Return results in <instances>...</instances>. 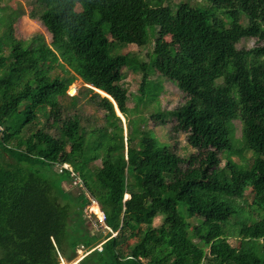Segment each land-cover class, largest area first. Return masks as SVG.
Instances as JSON below:
<instances>
[{
    "label": "trees",
    "instance_id": "obj_1",
    "mask_svg": "<svg viewBox=\"0 0 264 264\" xmlns=\"http://www.w3.org/2000/svg\"><path fill=\"white\" fill-rule=\"evenodd\" d=\"M205 2L213 13L183 3L172 13L168 0H33L49 43L14 37L20 13L2 19L0 264H64L58 255L71 260L80 246L88 253L82 264H264V0ZM151 26L153 60L114 53L143 47ZM243 39L257 43L239 50ZM128 71L141 77L138 105L159 106L164 80L184 94L181 105L150 115L169 126L171 142H159L127 107ZM76 80L88 87L81 98L102 112L100 125H81L83 101L66 93ZM91 88L110 97L124 122ZM236 120L243 139L252 137L249 166L231 158ZM179 135L193 151L187 157L176 151ZM74 181L86 197L63 188ZM242 184L258 221L239 215ZM91 201L114 237L87 222Z\"/></svg>",
    "mask_w": 264,
    "mask_h": 264
},
{
    "label": "rangeland",
    "instance_id": "obj_2",
    "mask_svg": "<svg viewBox=\"0 0 264 264\" xmlns=\"http://www.w3.org/2000/svg\"><path fill=\"white\" fill-rule=\"evenodd\" d=\"M186 4L192 8H198L201 10H207L211 13H213L210 9V7L207 5L205 0H168V6L171 9L172 13L176 12L177 6L180 4ZM15 13V14H14ZM20 13L19 17L15 20V23L13 24V34L14 37L18 40H29L35 35H41L44 37L45 41L47 43L50 42V35L49 31L46 27V24L43 20V18L40 16V13L38 11V8L33 3V0H0V36L2 37L3 43L5 44L6 38L3 37L2 33L5 31V26L2 23V19L6 18V16L9 15H16ZM218 19L222 20L223 22H228V18L226 16H217ZM247 18L245 16H242L240 20V24L242 26L247 25ZM157 35V28L155 26H151L148 28L147 32V42L143 47H136L134 45L126 46L125 48L119 50L118 48L115 49L114 53L118 54H133L135 57L138 58L139 61H145L149 62L150 60H153V48H154V42ZM165 41L170 44L175 49H178L177 44L174 42L172 36L168 35L165 37ZM255 39H243L237 44V49L239 50H249L256 45ZM8 50V49H7ZM4 49V53L7 54L8 51ZM148 55V57H147ZM56 72L61 73L60 69H56ZM151 74V72H150ZM151 78H155L151 75ZM140 81L141 77L139 73H134L133 71H128L125 74L124 80L122 82V86H124L128 91V102L127 107L134 111L138 110L137 116H142L146 120L145 126L150 130V132L158 139L159 142H171L167 138V131L169 126L161 127L153 122V120L150 119V115L154 113L157 109L164 111V110H172L176 108L177 106L181 105L185 101V96L183 93H181L178 88L171 82L165 81L163 82V91L160 94L158 98V104H137L136 97L139 96V87H140ZM219 83V82H218ZM87 86L83 85L80 80H76L71 86L69 85L67 87V95L73 96L75 98H81L83 94L85 93ZM75 90V92H74ZM94 91V90H93ZM95 92V91H94ZM74 94V95H72ZM100 94V93H99ZM101 95V94H100ZM103 96V95H102ZM81 101H83V114L81 118V125L84 123L86 118H90L93 122H95L97 125H100L102 123V112L97 110L93 105H91L87 99L81 98ZM62 102V100H61ZM65 103H68V100H65ZM178 143L175 145L177 153L188 156L189 153H192L193 151L186 147L184 142V136L179 135L178 136ZM251 136L247 137V139H243L242 137V125L239 120H236L233 122V138L231 139L232 146L237 150V154H234L231 158L234 162L249 166L253 160V155L250 151L246 150L244 147L247 146L249 141L251 140ZM223 161L221 162V165H223ZM77 181L67 183H63V188L71 195H78V196H85L84 194H81L82 192L77 189L75 186ZM242 188L244 189V194L241 199H236L235 204L242 208V212H240V216L245 217L248 212H251V221H258L261 216L257 212L251 211V204L253 200V194L251 192V189L246 184H242ZM90 204L85 206L83 208V211L85 210V215H92L95 218V214L99 215V211L96 207H93ZM93 211V212H92ZM178 212L185 218H187V214L185 213L182 206H178ZM87 218V217H86ZM92 218V217H91ZM87 219V222L93 227V219ZM190 223H194V219L189 220ZM160 224V220L158 217H156L153 221V225L157 226ZM223 226V225H222ZM225 226H223L224 231ZM237 225H233L232 223L227 226V230L229 234L235 235L237 232ZM97 231H99L102 238L106 236V230H103L101 228H96ZM188 230L191 231V229L188 227ZM115 235H111V237H114ZM109 238H106L103 242H108ZM228 243L233 246L237 247L239 240L237 238L229 237ZM76 251V256L72 258L71 260L63 258L64 255H61V262H64V264H69L71 261L75 260L76 258L80 257L81 252L83 251L84 258L87 253L86 250L83 249L81 246L78 247ZM101 248V247H100ZM65 252V249L64 251ZM80 260V264L83 263V260Z\"/></svg>",
    "mask_w": 264,
    "mask_h": 264
},
{
    "label": "built area",
    "instance_id": "obj_3",
    "mask_svg": "<svg viewBox=\"0 0 264 264\" xmlns=\"http://www.w3.org/2000/svg\"><path fill=\"white\" fill-rule=\"evenodd\" d=\"M74 92H75V90H74ZM72 95H74V94H72ZM90 205L91 206H93V207H96L97 209H98V211H99V215H96L95 214V219H96V221H93V227L94 228H101V229H103V230H106V233L107 232H109V233H111V235H113V233L111 232V230H110V228H108L107 226H106V224H105V215L103 214V212L100 210V207L94 202V201H91L90 202ZM92 207V208H93ZM93 212V211H92ZM83 213H86V211L84 210L83 211ZM85 215V214H84ZM85 217H87V219H90L91 217H92V215H85ZM91 219H93V218H91ZM94 220V219H93ZM115 235V234H114ZM102 243H104V242H102ZM102 243H100V244H98L94 249H97V250H101V244ZM62 261V259H61V256L60 255H58V262L60 263L61 261Z\"/></svg>",
    "mask_w": 264,
    "mask_h": 264
},
{
    "label": "water",
    "instance_id": "obj_4",
    "mask_svg": "<svg viewBox=\"0 0 264 264\" xmlns=\"http://www.w3.org/2000/svg\"><path fill=\"white\" fill-rule=\"evenodd\" d=\"M92 90H94L93 88H91ZM96 93H98L99 94V92H102V91H99V90H94ZM103 94H104V96H102V95H100V96H102V97H106L107 99H109L113 104H114V107H115V112H116V115L118 116V117H120V119H121V121L122 122H124V119H123V117H122V115L120 114V112L118 111V109H117V107H116V105H115V103L110 99V97L107 95V94H105L104 92H102ZM87 253V252H86ZM88 254V253H87Z\"/></svg>",
    "mask_w": 264,
    "mask_h": 264
},
{
    "label": "bare ground",
    "instance_id": "obj_5",
    "mask_svg": "<svg viewBox=\"0 0 264 264\" xmlns=\"http://www.w3.org/2000/svg\"><path fill=\"white\" fill-rule=\"evenodd\" d=\"M82 256L79 258H76L75 260L71 261L69 264H78V262L81 260Z\"/></svg>",
    "mask_w": 264,
    "mask_h": 264
}]
</instances>
